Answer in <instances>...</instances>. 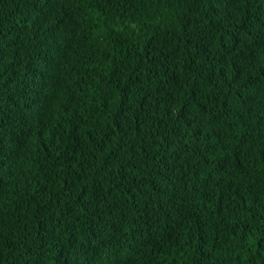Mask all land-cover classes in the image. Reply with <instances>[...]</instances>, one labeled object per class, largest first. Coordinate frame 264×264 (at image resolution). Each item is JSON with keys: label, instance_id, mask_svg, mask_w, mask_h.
Returning a JSON list of instances; mask_svg holds the SVG:
<instances>
[{"label": "trees", "instance_id": "trees-1", "mask_svg": "<svg viewBox=\"0 0 264 264\" xmlns=\"http://www.w3.org/2000/svg\"><path fill=\"white\" fill-rule=\"evenodd\" d=\"M0 264H264V0H0Z\"/></svg>", "mask_w": 264, "mask_h": 264}]
</instances>
